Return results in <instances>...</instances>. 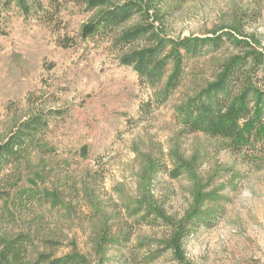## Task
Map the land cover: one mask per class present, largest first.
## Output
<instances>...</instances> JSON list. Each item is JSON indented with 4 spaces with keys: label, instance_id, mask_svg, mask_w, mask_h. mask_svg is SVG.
Masks as SVG:
<instances>
[{
    "label": "rangeland",
    "instance_id": "374dc122",
    "mask_svg": "<svg viewBox=\"0 0 264 264\" xmlns=\"http://www.w3.org/2000/svg\"><path fill=\"white\" fill-rule=\"evenodd\" d=\"M3 1L0 148L34 115L49 124L0 167V237L23 236L26 263L76 251L88 264H175L171 251L150 258L172 231L162 219L146 223L152 208L178 227L213 218L183 240L192 264H264V159L177 120L229 50L189 59L181 86L158 105L167 76L143 87L111 50L117 34L83 37L108 3L43 0L41 10ZM154 9L171 38L236 25L264 44V0H155Z\"/></svg>",
    "mask_w": 264,
    "mask_h": 264
},
{
    "label": "trees",
    "instance_id": "16d2710c",
    "mask_svg": "<svg viewBox=\"0 0 264 264\" xmlns=\"http://www.w3.org/2000/svg\"><path fill=\"white\" fill-rule=\"evenodd\" d=\"M15 1L19 7L34 5L44 9L43 0H4L3 5L9 7ZM76 1L85 4L88 0ZM88 2L92 7L106 3L109 5L96 20L84 26L83 37L109 39L117 34L118 38L111 50L124 65L137 72L143 87L155 86L165 76L168 77L159 93L161 97L156 102L158 105L181 86L189 59L223 48L229 50L220 62L214 80L179 108L177 120L188 133L204 132L228 140L233 152L253 149L264 159V44L258 37L247 34L241 26L231 25L215 30L210 35H189L175 39L160 30L162 23L157 10L153 11L155 0H121L113 5L110 0ZM1 25L0 19V35H4ZM125 25L129 27L122 29ZM146 101L150 106L154 102L151 98ZM48 124L43 114L26 119L22 128L0 148V167L17 157L19 152L16 149L33 142L36 133ZM170 175L179 177L178 168L171 170ZM154 214L155 210L150 208L143 219L146 218V223L153 226L160 224L159 219H162L171 226L172 231L168 238L157 242L160 252L150 258L156 259L162 253L171 251L175 264H192L185 255L183 240L197 230L200 223L212 225L213 218L200 217L201 222L191 221L189 225L195 226L191 229L183 225L176 226L172 219L161 218L164 214L159 210L157 216L152 217ZM122 241L118 240V243ZM24 243L21 235L9 241L0 237V264H88L85 256L76 251L56 258L43 253L26 263L28 250Z\"/></svg>",
    "mask_w": 264,
    "mask_h": 264
},
{
    "label": "crops",
    "instance_id": "0c3cea01",
    "mask_svg": "<svg viewBox=\"0 0 264 264\" xmlns=\"http://www.w3.org/2000/svg\"><path fill=\"white\" fill-rule=\"evenodd\" d=\"M1 40V39H0ZM123 91H124V93L125 94H128L131 90L130 89H122ZM123 94V93H122ZM140 105H141V101L139 102V106H138V110H137V115L139 114V113H141V111H140ZM119 110H121L122 111V114H123V116H122V118H121V120L123 121L124 119H125V114H126V112H124L125 111V109L124 108H120V109H118V111ZM108 112L107 113H111V114H115L117 111L116 110H107Z\"/></svg>",
    "mask_w": 264,
    "mask_h": 264
}]
</instances>
